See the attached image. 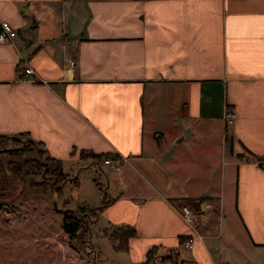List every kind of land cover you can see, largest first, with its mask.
Instances as JSON below:
<instances>
[{
	"label": "crops",
	"instance_id": "0c3cea01",
	"mask_svg": "<svg viewBox=\"0 0 264 264\" xmlns=\"http://www.w3.org/2000/svg\"><path fill=\"white\" fill-rule=\"evenodd\" d=\"M3 20L0 135L27 133L75 188L94 172L113 264L153 247L178 251L160 264H264V0H0ZM193 198L214 213L185 248L174 200ZM121 225L126 249L104 230Z\"/></svg>",
	"mask_w": 264,
	"mask_h": 264
},
{
	"label": "rangeland",
	"instance_id": "374dc122",
	"mask_svg": "<svg viewBox=\"0 0 264 264\" xmlns=\"http://www.w3.org/2000/svg\"><path fill=\"white\" fill-rule=\"evenodd\" d=\"M14 146L13 141L0 139V264H113L110 258H124L123 251L116 252L107 238H101L102 200L94 172L82 171L81 189L64 181L63 191L57 192V182L45 172L12 156ZM36 153L30 150L25 155L33 158ZM66 213L79 219L75 234L64 228ZM104 230L120 238L119 228Z\"/></svg>",
	"mask_w": 264,
	"mask_h": 264
},
{
	"label": "trees",
	"instance_id": "16d2710c",
	"mask_svg": "<svg viewBox=\"0 0 264 264\" xmlns=\"http://www.w3.org/2000/svg\"><path fill=\"white\" fill-rule=\"evenodd\" d=\"M25 137H27V133H19L17 135H0V139H7L10 141H13L16 143V146L13 147V154L12 156L19 157V159H23L26 162H31L35 165V167L38 170H42L45 172L46 175H48L50 178H52L54 181H56V187H57V192H62L63 187L61 183L68 178V175L64 172L63 166H62V161L56 157H53L51 155H47L43 150H38L37 155L33 158L27 157L25 155V151L31 149L32 147L35 146V144L31 140H25L28 142L30 145L26 146V144H22L24 142ZM25 142V143H26ZM41 146V145H39ZM89 156L96 157V155L92 152L88 151H81V157L82 158H87ZM104 156H110V154L107 155H98V157L102 158ZM23 157V158H22ZM27 158V159H25ZM94 180L97 182L98 186H102L101 182L98 180V177H95ZM60 181V182H59ZM76 185H78L77 182H74ZM69 219V221H67ZM80 223L79 219L76 215L72 213H66L64 216V228L70 232V234H75V232L79 229ZM115 228L120 229V234L118 237L122 239V242H120V238L115 239V234L111 232L107 234L111 241L113 242V245L117 249H126L128 247V242L129 239L135 234V229L131 228L130 225H121V226H115ZM184 239V238H183ZM182 239V240H183ZM158 254L157 247H153L149 250L148 255H147V260L143 264H148L151 262L154 257ZM162 260L164 262L170 261L172 263H176L177 260L173 258L172 256L165 254L162 255Z\"/></svg>",
	"mask_w": 264,
	"mask_h": 264
},
{
	"label": "built area",
	"instance_id": "2783aa9c",
	"mask_svg": "<svg viewBox=\"0 0 264 264\" xmlns=\"http://www.w3.org/2000/svg\"><path fill=\"white\" fill-rule=\"evenodd\" d=\"M17 35V30L7 20H3L0 23V37L1 38H13ZM26 72H32V69L26 67ZM225 118L228 123H232L236 118V112L233 107L226 105ZM103 163L109 164L115 169H120L122 164V158L119 156H104L101 158ZM180 201V202H179ZM175 204H178V209L183 216V219L188 225L191 226L192 231L181 241L180 245L185 248H191L196 239L203 237V229L206 227V220L209 216L213 215L214 204L207 198H193L188 200H174ZM176 249H169L166 254L172 256L177 260ZM162 255H157L150 264H160Z\"/></svg>",
	"mask_w": 264,
	"mask_h": 264
},
{
	"label": "water",
	"instance_id": "95a60500",
	"mask_svg": "<svg viewBox=\"0 0 264 264\" xmlns=\"http://www.w3.org/2000/svg\"><path fill=\"white\" fill-rule=\"evenodd\" d=\"M178 262V261H177Z\"/></svg>",
	"mask_w": 264,
	"mask_h": 264
}]
</instances>
